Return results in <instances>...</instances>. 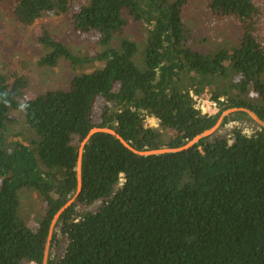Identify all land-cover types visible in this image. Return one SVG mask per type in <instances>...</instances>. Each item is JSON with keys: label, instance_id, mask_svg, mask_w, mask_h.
<instances>
[{"label": "trees", "instance_id": "16d2710c", "mask_svg": "<svg viewBox=\"0 0 264 264\" xmlns=\"http://www.w3.org/2000/svg\"><path fill=\"white\" fill-rule=\"evenodd\" d=\"M75 1L72 29L95 35V58L75 56L44 29L38 63L50 68L66 59L76 71L98 59L103 66L23 103L30 76L0 69V264H44L51 224L77 193L80 148L95 126L114 129L134 149L109 132L91 136L81 190L56 222L47 264H264V127L247 111L230 113L221 126L251 122V133L237 126L181 151L137 152L184 146L230 108L264 120L258 1H209L214 17L240 24L230 52L188 46L190 0H15L13 13L29 28L44 15L66 14ZM207 95L216 113L202 108ZM97 97L106 103L96 124ZM147 115L158 127L146 126ZM26 189L46 204L35 230L21 215Z\"/></svg>", "mask_w": 264, "mask_h": 264}, {"label": "rangeland", "instance_id": "374dc122", "mask_svg": "<svg viewBox=\"0 0 264 264\" xmlns=\"http://www.w3.org/2000/svg\"><path fill=\"white\" fill-rule=\"evenodd\" d=\"M209 1L190 0L185 8L184 22L193 34V38L187 44L202 51L223 49L230 52L241 40L240 24L234 19H217L214 17L209 7ZM256 1H258L263 10L258 22L259 34L264 43V0ZM14 2L15 0H0V69L7 65V72L13 70L30 76V84L26 95L21 98L22 103L25 99H33L42 92L59 87L67 89L71 78L76 72L77 74L90 72L103 66V61L98 59L92 61V63L85 64L82 69L78 67L76 71L73 67L74 64L66 59H62L57 66L50 68L41 66L38 63L39 57L43 52L36 38L44 29H48L54 37L61 40L75 56H79L82 59H91L93 56L95 58L99 47L95 42V35H81L72 29L71 26L72 13L79 9L81 2L75 1L71 9L64 15H44L29 28H24L16 20L13 13ZM140 26L142 27L141 24ZM133 35L136 40H142V36L140 37L139 33L133 31ZM194 41L196 44H194ZM44 76L45 78H43ZM105 103V98H96L92 114L93 122L96 124L101 121ZM201 106L204 111L210 113L218 111L216 104L207 96L201 100ZM12 115L17 120L23 117L22 112L17 110ZM146 118V126L158 127L157 117L147 115ZM237 126L244 128L247 133H251L255 127L251 122L232 121L224 126L220 125L214 135L230 134ZM22 192L21 215L28 226L35 230L43 218L44 207L46 206L45 201L41 196L38 197L36 191L26 189ZM55 226L53 232L55 231ZM56 232H58L57 241L60 242L62 247L65 246V238L60 227L56 228ZM56 243L53 250H51L53 254L58 252V243L57 245Z\"/></svg>", "mask_w": 264, "mask_h": 264}, {"label": "water", "instance_id": "95a60500", "mask_svg": "<svg viewBox=\"0 0 264 264\" xmlns=\"http://www.w3.org/2000/svg\"><path fill=\"white\" fill-rule=\"evenodd\" d=\"M245 110L247 111L253 118L254 120L260 124L261 126L264 127V120H262L257 114L255 111L251 110V109H248V108H237V107H234V108H230V109H227L225 110L221 116L219 117L218 119V122L216 123L215 126H213L212 128L202 132L201 134L197 135L195 138H193L191 141H189L186 145L184 146H181V147H178V148H172V147H163V148H159V149H152V150H147V151H137L139 154H144V155H148V154H160V153H163V152H177V151H181V150H184L186 148H189L191 146H193L195 143H197L202 137H205L207 135H210L212 133H214L221 125L223 119L225 118V116L229 115L230 113L234 112V111H237V110ZM96 132H109V133H112L114 135H116L118 138H120L123 143H125V145H127L128 147H130L131 149H134L132 148V146H130V144H128L124 139L121 138V136L114 130V129H111L109 127H100V126H95L91 129L90 133L87 135V137L84 139V141L82 142V145H81V148H80V155H79V159H78V190H77V193L74 195V197H72V199H70L59 211L58 213L55 215V218L51 224V228H50V234H49V237H48V242H47V246H46V250H45V257H44V264H47L48 263V255H49V249H50V243H51V239H52V236H53V229H54V226L58 220V218L61 216V214L67 209L69 208L73 202L76 200L77 196H78V193L80 192L81 190V168H82V158H83V149H84V146L85 144L88 142V140L91 138V136L93 134H95Z\"/></svg>", "mask_w": 264, "mask_h": 264}, {"label": "built area", "instance_id": "2783aa9c", "mask_svg": "<svg viewBox=\"0 0 264 264\" xmlns=\"http://www.w3.org/2000/svg\"><path fill=\"white\" fill-rule=\"evenodd\" d=\"M207 97H209V98H210V96H208V95H207ZM205 98H206V97H205ZM205 98H203V99H205ZM201 100H202V99H201ZM210 100H211V98H210ZM217 109H218V108H217Z\"/></svg>", "mask_w": 264, "mask_h": 264}]
</instances>
